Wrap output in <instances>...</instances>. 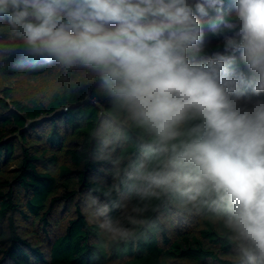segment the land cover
<instances>
[{
  "label": "clouds",
  "instance_id": "obj_1",
  "mask_svg": "<svg viewBox=\"0 0 264 264\" xmlns=\"http://www.w3.org/2000/svg\"><path fill=\"white\" fill-rule=\"evenodd\" d=\"M232 6L231 35L212 25L223 51L201 55L197 14L224 0H0V56L104 105L88 155L112 182L85 196L102 249L158 231L171 209L219 225L233 264H264V99L245 93L264 92V0ZM237 52L247 75L230 68Z\"/></svg>",
  "mask_w": 264,
  "mask_h": 264
},
{
  "label": "trees",
  "instance_id": "obj_2",
  "mask_svg": "<svg viewBox=\"0 0 264 264\" xmlns=\"http://www.w3.org/2000/svg\"><path fill=\"white\" fill-rule=\"evenodd\" d=\"M232 2L224 0L221 13L197 14L201 55L223 51L212 25L232 34L220 24L221 17L234 19ZM230 68L248 74L239 52ZM57 76L19 54L0 56V264H233L219 225L171 209H162L168 219L158 231L110 250L99 246L85 196L97 181L112 182L104 171L109 165L88 155L89 132L104 105L85 91L56 92ZM245 93L264 99V92Z\"/></svg>",
  "mask_w": 264,
  "mask_h": 264
}]
</instances>
